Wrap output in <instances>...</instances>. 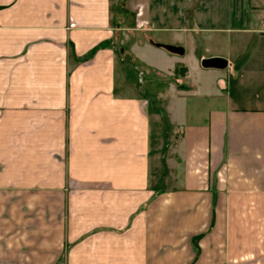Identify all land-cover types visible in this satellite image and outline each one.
<instances>
[{"label":"crops","instance_id":"crops-1","mask_svg":"<svg viewBox=\"0 0 264 264\" xmlns=\"http://www.w3.org/2000/svg\"><path fill=\"white\" fill-rule=\"evenodd\" d=\"M0 264H264V0H0Z\"/></svg>","mask_w":264,"mask_h":264},{"label":"water","instance_id":"water-1","mask_svg":"<svg viewBox=\"0 0 264 264\" xmlns=\"http://www.w3.org/2000/svg\"><path fill=\"white\" fill-rule=\"evenodd\" d=\"M162 46L171 52H183V49L179 46L169 44H162ZM202 64L205 67L225 68L227 66V60L224 57L216 56L203 59Z\"/></svg>","mask_w":264,"mask_h":264},{"label":"rangeland","instance_id":"rangeland-1","mask_svg":"<svg viewBox=\"0 0 264 264\" xmlns=\"http://www.w3.org/2000/svg\"><path fill=\"white\" fill-rule=\"evenodd\" d=\"M162 129H163L162 123L158 127L155 125L154 126L155 134L158 135L162 131ZM156 143H157V141L154 142L155 146H156Z\"/></svg>","mask_w":264,"mask_h":264},{"label":"trees","instance_id":"trees-1","mask_svg":"<svg viewBox=\"0 0 264 264\" xmlns=\"http://www.w3.org/2000/svg\"><path fill=\"white\" fill-rule=\"evenodd\" d=\"M162 46V44H160ZM163 47V46H162Z\"/></svg>","mask_w":264,"mask_h":264}]
</instances>
